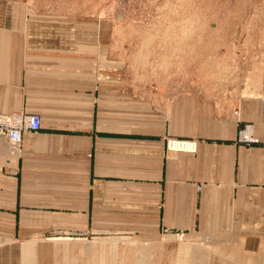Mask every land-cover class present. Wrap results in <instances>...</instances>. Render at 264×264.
<instances>
[{
  "label": "crops",
  "instance_id": "0c3cea01",
  "mask_svg": "<svg viewBox=\"0 0 264 264\" xmlns=\"http://www.w3.org/2000/svg\"><path fill=\"white\" fill-rule=\"evenodd\" d=\"M59 1L0 0V112L42 118L19 153L0 136V264H262L264 96L140 80L127 26Z\"/></svg>",
  "mask_w": 264,
  "mask_h": 264
},
{
  "label": "rangeland",
  "instance_id": "374dc122",
  "mask_svg": "<svg viewBox=\"0 0 264 264\" xmlns=\"http://www.w3.org/2000/svg\"><path fill=\"white\" fill-rule=\"evenodd\" d=\"M68 2L70 7L100 8L119 25L127 26V34L134 40L133 67L140 80L175 68L181 77L212 73L231 89L264 96V0ZM53 3L59 6L61 1ZM172 58L179 63H163ZM234 111L238 114V109L233 110L237 115Z\"/></svg>",
  "mask_w": 264,
  "mask_h": 264
},
{
  "label": "built area",
  "instance_id": "2783aa9c",
  "mask_svg": "<svg viewBox=\"0 0 264 264\" xmlns=\"http://www.w3.org/2000/svg\"><path fill=\"white\" fill-rule=\"evenodd\" d=\"M237 114V111H234ZM42 128V118L37 113L23 111L0 112V136L9 143L13 153L20 152L22 134L37 132ZM237 142L250 145L258 142L254 125L243 123L237 133ZM198 149V141L193 138L169 136L165 140V150L169 153L194 154Z\"/></svg>",
  "mask_w": 264,
  "mask_h": 264
},
{
  "label": "bare ground",
  "instance_id": "6f19581e",
  "mask_svg": "<svg viewBox=\"0 0 264 264\" xmlns=\"http://www.w3.org/2000/svg\"><path fill=\"white\" fill-rule=\"evenodd\" d=\"M203 247V246H202ZM204 247H205V245H204ZM207 247V246H206ZM188 249V248H187ZM194 249V248H193ZM206 249H208V248H206ZM209 251V250H208ZM208 253V252H207ZM187 255V254H186Z\"/></svg>",
  "mask_w": 264,
  "mask_h": 264
}]
</instances>
